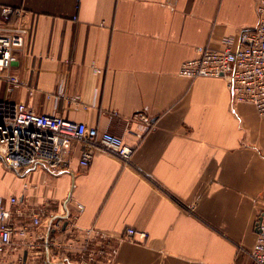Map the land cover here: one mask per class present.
Wrapping results in <instances>:
<instances>
[{"label": "crops", "instance_id": "1", "mask_svg": "<svg viewBox=\"0 0 264 264\" xmlns=\"http://www.w3.org/2000/svg\"><path fill=\"white\" fill-rule=\"evenodd\" d=\"M254 5L0 0V18L4 7L21 9L29 30L9 69L22 85L8 92L0 79V102L107 131L133 149L127 165L96 150L82 169L74 144L62 170L2 174L0 201L21 196L26 222L46 207L36 230L46 241L68 237L52 225L82 204L78 226L117 243L109 264H252L256 224L264 223V116L235 103L222 79L178 70L197 47L219 49L226 38L235 46L256 24ZM126 228L145 240L119 243ZM13 242L10 264L24 254L25 264H59L42 239L35 251L23 250L18 235Z\"/></svg>", "mask_w": 264, "mask_h": 264}, {"label": "built area", "instance_id": "2", "mask_svg": "<svg viewBox=\"0 0 264 264\" xmlns=\"http://www.w3.org/2000/svg\"><path fill=\"white\" fill-rule=\"evenodd\" d=\"M254 10L255 26L242 31L235 46L232 39L226 38L219 49L197 47L195 57L181 64L178 75L191 80L222 79L235 103L250 105L259 116H264V0H255ZM22 17L21 9H1L0 79L7 83L8 92L22 85L19 78L9 72L16 61V50L25 48L29 34ZM73 101L78 100L74 98ZM74 144L80 146L78 166L82 169L89 166L96 150L112 152L126 165L133 153L120 137L107 131L0 102V157L7 169L18 174L37 165L62 170L68 167ZM23 187L26 189V184ZM21 200V196H11L5 204L0 201V264H10L6 256L14 248L15 235L22 238L21 247L25 251H35L42 239L44 247L53 250L59 264L66 260L75 264H109L115 256L117 243L95 228L78 226V218L84 210L82 204H75V210L65 221L58 220L52 225L53 231L61 235L67 233L68 237L46 241L36 232L46 207L32 210L26 222L27 214L21 207ZM135 235L141 240H135ZM145 238V233L126 228L118 241L141 244ZM249 258L252 264H264L262 222L256 224Z\"/></svg>", "mask_w": 264, "mask_h": 264}, {"label": "rangeland", "instance_id": "3", "mask_svg": "<svg viewBox=\"0 0 264 264\" xmlns=\"http://www.w3.org/2000/svg\"><path fill=\"white\" fill-rule=\"evenodd\" d=\"M6 171H10V170L5 168L3 166V164L0 162V178H1L2 174H4ZM10 172L13 173V171H10ZM8 179H9V177L6 175L4 178H2L1 183L6 184V182H8ZM2 193H3V196H4L6 191L3 189Z\"/></svg>", "mask_w": 264, "mask_h": 264}, {"label": "water", "instance_id": "4", "mask_svg": "<svg viewBox=\"0 0 264 264\" xmlns=\"http://www.w3.org/2000/svg\"><path fill=\"white\" fill-rule=\"evenodd\" d=\"M0 162H1V163L3 164V166L6 168V166H5V164H4V162H3V160H2L1 157H0ZM29 170H30V169L25 170L24 173L26 174V172L29 171ZM16 174H18V173L16 172ZM64 225H65V224H64ZM64 225H63V228H64ZM25 260H26V254L23 255L22 264H25Z\"/></svg>", "mask_w": 264, "mask_h": 264}]
</instances>
